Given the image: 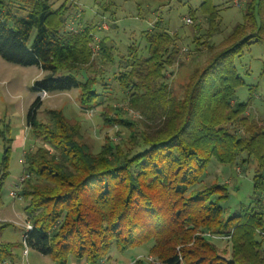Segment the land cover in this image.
Here are the masks:
<instances>
[{
	"label": "trees",
	"instance_id": "16d2710c",
	"mask_svg": "<svg viewBox=\"0 0 264 264\" xmlns=\"http://www.w3.org/2000/svg\"><path fill=\"white\" fill-rule=\"evenodd\" d=\"M10 2L0 0V58L40 69L33 93L75 89L81 111L96 109L107 97L100 81L116 67L113 82L145 122L140 131L134 123L103 116L108 127L130 133L127 143L106 142L93 153L80 127L62 111L46 109V121H40L41 101L34 98L25 123L41 146L22 155V171L30 177L19 192L32 226L25 235L28 249L54 264H99L111 260V250L123 255L141 249L156 262L142 258L132 264H264V240L257 235L264 231V122L248 120L247 103L235 101L244 82L234 66L245 48L264 45V0L245 2L242 23L220 48H211L180 98L164 74L180 52L161 20L142 35L146 57L130 46L125 58L116 60L105 37L95 44L98 56L93 55L91 27L66 29L64 4L53 9L49 0H20L25 16H16ZM199 12L207 36L217 28L219 10L211 0H201ZM194 29L198 33L199 27ZM227 122L239 125L242 136L225 130ZM9 152L4 149L0 187L8 175ZM211 159L222 165L255 163L248 203L227 218L220 206L226 184L196 186ZM8 225L0 224V230ZM215 240L227 241V257ZM14 247L22 249V243L0 240V264L14 258Z\"/></svg>",
	"mask_w": 264,
	"mask_h": 264
},
{
	"label": "rangeland",
	"instance_id": "374dc122",
	"mask_svg": "<svg viewBox=\"0 0 264 264\" xmlns=\"http://www.w3.org/2000/svg\"><path fill=\"white\" fill-rule=\"evenodd\" d=\"M23 1V0H22ZM212 5L219 10L217 28L207 33L205 17L199 12L201 0H49L53 9L65 6L66 29L69 31L89 26L93 32L92 53L98 56L97 43L105 39L107 47L113 46L115 59L125 58L130 46L138 49L139 57H146L142 35L151 29L152 25L161 20L162 26L177 40L179 56L177 62L165 70V78L175 96L180 98L183 86L196 70H202L211 52L217 50L219 44L231 32L232 28L243 21L242 11L244 0L240 7L232 5L231 0H211ZM11 11L16 16H25L18 6L20 0H11ZM191 23L186 24L185 19ZM68 21V22H67ZM83 24L77 28V25ZM199 27V31L194 29ZM34 36L32 32L29 42ZM195 42L193 38L197 37ZM213 48V51L211 50ZM94 57V58H95ZM264 45L261 42L250 45L234 61V66L244 84L235 92V101L247 103L244 116L248 120L264 122ZM116 67L108 69L105 78L100 82L106 84L105 104L89 111H81L77 103V90L41 95L34 94L31 80H36L42 73L33 68H23L6 63L0 58V168L5 148H10L7 165V177L0 187V218L2 223L9 225L0 230V240L13 244L21 243L23 224L26 216L23 211L25 203L21 198L11 199L9 192L22 172V155L35 151L41 142L35 140L25 123V115L30 103L35 97L41 101L37 117L46 121L45 110L55 109L73 124L80 127L81 138L90 146L93 153L106 143L119 144L121 139L126 142L129 129L108 127L104 117L123 119L144 129V117H140L120 94L112 79ZM24 69V70H23ZM34 70V71H33ZM33 80V81H34ZM110 104V105H109ZM109 105V106H108ZM110 107V108H109ZM261 123V122H260ZM225 130L242 136L243 132L237 124L222 125ZM109 140V141H108ZM127 143V142H126ZM245 158V156L240 159ZM255 163L251 159L241 164L240 160L233 165H222L211 159L201 178L199 188L211 184H226L227 198L220 203L225 218L233 215L246 205L252 193V176ZM258 235V234H257ZM261 240V239H260ZM263 240V239H262ZM219 252L229 255L230 246L226 240H215ZM264 248V243H263ZM21 248L14 247L13 254L19 255ZM30 256L33 251H28ZM144 250H131L118 254L110 251V258L115 264H132L137 257H148ZM32 261L27 259L23 264H49L47 258ZM153 259V257H151ZM104 260V258L102 259ZM106 262V259H105ZM153 262H156L153 259Z\"/></svg>",
	"mask_w": 264,
	"mask_h": 264
},
{
	"label": "built area",
	"instance_id": "2783aa9c",
	"mask_svg": "<svg viewBox=\"0 0 264 264\" xmlns=\"http://www.w3.org/2000/svg\"><path fill=\"white\" fill-rule=\"evenodd\" d=\"M244 1V0H231V3L233 6L235 7H240V3ZM185 23L186 24H190L191 23V20L190 19H185ZM97 48V47H96ZM41 95H46L45 92H40ZM30 177V174L28 172H21V174L17 177L14 185H13V190H11L8 194H9V197L11 199H19V192L21 190V186L22 184ZM4 221L1 220L0 218V223H2ZM23 228V231H22V235H21V243H22V251H21V254H22V257H23V260L27 262V255H28V247L26 246L25 244V235L28 231H30L32 229V226L29 222L25 221V223L23 224L22 226ZM257 234L260 236L261 239L264 240V231H257ZM144 258V260L148 261V262H153V259L151 257H137L135 258V260L137 259H142ZM28 263V262H27ZM3 264H11V263H8V262H5ZM99 264H105V259L104 260H101V262Z\"/></svg>",
	"mask_w": 264,
	"mask_h": 264
},
{
	"label": "crops",
	"instance_id": "0c3cea01",
	"mask_svg": "<svg viewBox=\"0 0 264 264\" xmlns=\"http://www.w3.org/2000/svg\"><path fill=\"white\" fill-rule=\"evenodd\" d=\"M80 25L81 24H79V26L78 27H80ZM83 25V24H82ZM81 25V26H82ZM84 27V26H83ZM24 69L25 68H33L35 71H39L40 72V69L38 68V67H36V66H33V67H23ZM23 69V70H24ZM33 70V71H34ZM42 72H40V74H41ZM34 77H32V80H31V86H32V83H33V79ZM34 94H36V93H34ZM20 175V174H19ZM33 255L34 256H30V254H29V252H28V255H27V259H30V260H32V261H35V260H37L38 258L37 257H41L40 259H44V258H47V257H44V256H42V255H39L38 253H36V252H34L33 251ZM48 259V258H47ZM49 260V259H48ZM8 263H11V264H23V262H24V260H23V257H22V254H21V252H20V254L19 255H14V258L11 260V261H7ZM25 263V262H24ZM49 264H54V263H52L50 260H49V262H48ZM67 264H85L84 262H76V261H74V260H70V261H68V263ZM105 264H115V262L114 261H112V260H106V262H105Z\"/></svg>",
	"mask_w": 264,
	"mask_h": 264
}]
</instances>
